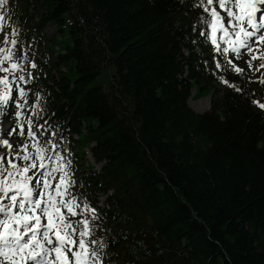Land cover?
I'll list each match as a JSON object with an SVG mask.
<instances>
[{
  "label": "trees",
  "instance_id": "trees-1",
  "mask_svg": "<svg viewBox=\"0 0 264 264\" xmlns=\"http://www.w3.org/2000/svg\"><path fill=\"white\" fill-rule=\"evenodd\" d=\"M18 1L0 41L50 49L26 121L67 156L104 263L264 264V83L231 72L198 0Z\"/></svg>",
  "mask_w": 264,
  "mask_h": 264
},
{
  "label": "snow or ice",
  "instance_id": "snow-or-ice-1",
  "mask_svg": "<svg viewBox=\"0 0 264 264\" xmlns=\"http://www.w3.org/2000/svg\"><path fill=\"white\" fill-rule=\"evenodd\" d=\"M5 2L0 0V7ZM198 6L211 16V21L206 20L205 23H210L211 42L217 51H221L217 43V33L220 32L222 40L235 36L227 43L232 45L231 51L237 56L242 49L247 50L251 55L247 62L250 69L254 60L264 56L260 52V47L264 46V0H198ZM217 8L226 13V17L221 16ZM4 20L5 16L0 14V30L4 28ZM2 43L14 46L16 41L6 37ZM228 51V48L223 49L224 53ZM11 61L10 51L0 57V73L5 74L0 76V116L10 104H15L17 109L23 108L13 95L14 91L27 103V93L17 83L25 80L22 74L17 75L23 71L22 66ZM228 63L232 64V61ZM6 64L9 66L5 67ZM232 66L237 73L244 71L234 64ZM260 82L264 83V80ZM254 103L264 108V103ZM15 115L19 119L21 112ZM25 123L29 126L27 136L35 140L31 120ZM18 127V135H25L23 125L18 124ZM0 147L7 149L6 154H0V264H102L98 250L91 247L97 242L91 240L89 220L85 218L76 222L82 229L70 220L71 216L78 215L76 209L80 205L75 199H66L68 189L75 182L64 165L48 170L43 147L25 144L15 146L14 151V146L3 135H0ZM29 147L36 149L35 156L28 151ZM17 159L29 163L19 165ZM33 170H39L35 178L30 175ZM55 171L62 172V175L53 187L52 181L57 179L53 176ZM85 207L87 211L95 212Z\"/></svg>",
  "mask_w": 264,
  "mask_h": 264
},
{
  "label": "rangeland",
  "instance_id": "rangeland-1",
  "mask_svg": "<svg viewBox=\"0 0 264 264\" xmlns=\"http://www.w3.org/2000/svg\"><path fill=\"white\" fill-rule=\"evenodd\" d=\"M20 6H21V3L18 0H6L5 4L2 7H0V14L5 16V20L3 21L4 28H3V30H0L1 36H4L5 28L7 26V21L9 19V14H10V19H11L12 14L14 13V9H16ZM217 11L220 12L221 16L226 17V13H224L221 10H217ZM55 35H56L55 26L54 25H48L47 28L45 29V37L48 40H51L54 38ZM221 36H222V33L218 32L217 33V43L225 42L226 48L229 49V51L226 54H227L229 60L232 61V64H229V68H230L231 72L237 73L232 66L234 64L236 67H239L240 69H243L245 67L247 70V68H248L249 73L251 75V76H248V80L250 82H257V81L264 80V67H261L262 65H264V56H262L259 59L254 60L252 62V68L250 69L247 62L251 59V55L247 53V50L242 49L241 54L239 56H237L235 53H233L231 51L232 45L227 43V41L229 39H235V36L230 35L229 37H225L223 40L220 39ZM205 37L208 38L209 42L212 44V42H211V27H210L209 31L205 34ZM5 38H6V36H5ZM11 40L16 41L14 46L11 43L5 44V43H2L0 41V50H4V51H0V57H2L8 51H10L12 54V61L11 62L19 63L22 66L23 71L17 72V75L22 74L25 77V80L24 81H18L17 83H18V86L20 88H23L25 90V92L27 93V97H26L27 103H25L24 100L19 99L17 92H15V91L13 92V95L17 98L18 102L23 105V108L17 109L15 104H10V106L8 108L3 110L4 115L0 116V135H3V137L5 139H7L14 146V151L16 150L15 146H23L25 144L30 145V146L35 144L37 146L43 147L45 149L44 163L48 165V170L59 169L61 165H64L65 170L69 173V162H68L67 156H65L62 148H59V149L55 148L54 152H50L48 154L47 147H46L45 143L43 142V140L40 139V136L46 137L44 130H42L40 128L38 133L34 132L36 134L35 140H33L27 136L28 124L25 123V121H26V117H27V114H26L27 104L29 102V98H30L31 93H32V83H33L32 69H34L39 63H47L45 60L46 59L45 54L48 51H50L49 45L46 42L41 46V48L37 47V45H35V44H30L27 46L24 45L23 47H21L18 45L16 38H12ZM227 44H228V47H227ZM212 46L215 47V45H213V44H212ZM260 52L264 53V46L260 47ZM253 54H255V53H253ZM52 56L55 57V55H51V57ZM32 62L35 63L34 64L35 67L32 66ZM8 66H9L8 64L5 65V67H8ZM3 75H5V74L0 73V76H3ZM9 78L13 79V77H11V76ZM105 78L106 77H101L99 79V82L104 83ZM13 87L15 88L16 85H13ZM213 90H214V93L216 95H218L219 93H221L222 91L225 90V85H223V84L215 85V88H213ZM189 100L191 101L190 105L196 107L199 110V111H197V113L198 112L204 113L206 111H209L211 108V96L197 98L196 97V90H194L192 92V96ZM18 111L21 112V116L19 119H17V117L15 115ZM194 111L196 112V110H194ZM18 124L23 125L25 135H23V136L18 135V133L20 131ZM14 129H15V131H13ZM10 132L12 133V135H8ZM43 133H44V135H43ZM49 143H50V141H49ZM28 151L33 156H35L36 149L34 147H29ZM6 153H7V149L0 147V154H6ZM21 154H23V153H21ZM88 158H89L90 163L94 164L96 166V170L99 171L101 169V166H98L95 163V161H94V159L90 153H89ZM16 163L19 165H26L29 162L17 159ZM38 173H39V170H33V172H31L30 175H33V177L35 178L38 175ZM61 175H62V172H60V171L53 172V176H55L57 178V179L52 181L53 187H55L56 183H58V179ZM68 191H69V189H68ZM68 194H69V192L67 193V195ZM66 199L71 201V198L69 197V195L66 196ZM104 199H105V197L100 198V201H101L100 206L102 205V202L104 201ZM76 211H77V213H79L78 208L76 209ZM77 216L78 215L71 216L70 220L73 221L75 218H77ZM42 222L46 223V220H42ZM101 261H102V264H104V261L102 259H101Z\"/></svg>",
  "mask_w": 264,
  "mask_h": 264
},
{
  "label": "bare ground",
  "instance_id": "bare-ground-1",
  "mask_svg": "<svg viewBox=\"0 0 264 264\" xmlns=\"http://www.w3.org/2000/svg\"><path fill=\"white\" fill-rule=\"evenodd\" d=\"M191 102V101H190ZM191 107H192V109H194V110H196V111H199L196 107H194V106H192V105H190ZM102 207H104V201L102 202V205H101ZM27 238V237H26Z\"/></svg>",
  "mask_w": 264,
  "mask_h": 264
},
{
  "label": "water",
  "instance_id": "water-1",
  "mask_svg": "<svg viewBox=\"0 0 264 264\" xmlns=\"http://www.w3.org/2000/svg\"><path fill=\"white\" fill-rule=\"evenodd\" d=\"M188 104H189V106H190V100L188 101ZM191 107V106H190ZM192 108V107H191ZM197 112V111H196ZM198 113H200V112H198Z\"/></svg>",
  "mask_w": 264,
  "mask_h": 264
}]
</instances>
